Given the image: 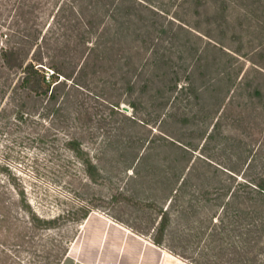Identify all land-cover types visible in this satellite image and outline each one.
<instances>
[{"label": "rangeland", "instance_id": "obj_1", "mask_svg": "<svg viewBox=\"0 0 264 264\" xmlns=\"http://www.w3.org/2000/svg\"><path fill=\"white\" fill-rule=\"evenodd\" d=\"M258 187L264 0H0V264H264Z\"/></svg>", "mask_w": 264, "mask_h": 264}, {"label": "trees", "instance_id": "obj_2", "mask_svg": "<svg viewBox=\"0 0 264 264\" xmlns=\"http://www.w3.org/2000/svg\"><path fill=\"white\" fill-rule=\"evenodd\" d=\"M144 3H146V1H144ZM23 71H24L25 76H26L23 80V83L26 85L31 84V80L33 77L35 79V82H33V83L41 84V85L43 84L42 86L46 87L47 92L50 90V88L53 84H54L53 90L55 89V87L58 84H60V82H58V78H57L58 76H55V72L52 75H50L49 77H47L45 75V73L43 72V70H41L39 67H37V64H34L33 62L27 64L25 66V68L23 69ZM33 91H36V90L34 89ZM165 138L168 140L167 142L173 144L175 147L179 148L180 150L187 152V153L189 152L190 154H193V155L195 154V150L192 147L181 142L180 140L172 139L169 136H166ZM194 163H195V161L192 162V165ZM191 168H192V166L189 168V170H191ZM188 172H190V171H188ZM133 173H134V171H133ZM183 181H184V179H183ZM182 182H181L180 186L182 185ZM179 189L180 188L174 189L175 194H177L179 192ZM258 189L261 191V193L264 194L263 188L258 187ZM215 222L216 223L220 222L219 218Z\"/></svg>", "mask_w": 264, "mask_h": 264}, {"label": "crops", "instance_id": "obj_3", "mask_svg": "<svg viewBox=\"0 0 264 264\" xmlns=\"http://www.w3.org/2000/svg\"><path fill=\"white\" fill-rule=\"evenodd\" d=\"M124 232L127 235L130 234V232L128 230H124ZM103 240H104V236H103ZM137 241H138V242H136L137 247L132 246L126 252L128 254V257H129V258H127L128 259L127 264H161V262L164 260H167V262H171L172 260H176L170 254H167L164 252V257L162 258V255H161V258L158 261L152 253L154 250L147 246V245H150L153 247L152 244H150L146 241H144L145 242L144 243L143 240H141L140 238ZM141 243H143V244H141ZM139 244H141L142 246L139 247ZM144 244H146V245H144ZM78 251H79V249L77 248L75 253H77ZM72 258H73V264H96L95 262H91V259L89 257H85V256L83 257L79 254H74L72 256Z\"/></svg>", "mask_w": 264, "mask_h": 264}]
</instances>
